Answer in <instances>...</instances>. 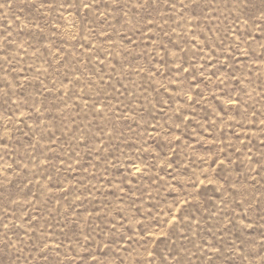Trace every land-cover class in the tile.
Listing matches in <instances>:
<instances>
[{
  "label": "rangeland",
  "instance_id": "374dc122",
  "mask_svg": "<svg viewBox=\"0 0 264 264\" xmlns=\"http://www.w3.org/2000/svg\"><path fill=\"white\" fill-rule=\"evenodd\" d=\"M0 264H264V0H0Z\"/></svg>",
  "mask_w": 264,
  "mask_h": 264
}]
</instances>
